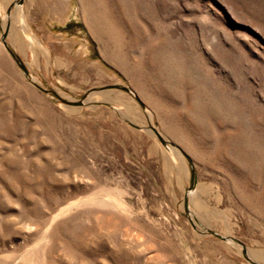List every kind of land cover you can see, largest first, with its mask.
<instances>
[{"label":"rangeland","instance_id":"rangeland-1","mask_svg":"<svg viewBox=\"0 0 264 264\" xmlns=\"http://www.w3.org/2000/svg\"><path fill=\"white\" fill-rule=\"evenodd\" d=\"M0 264H264V0H0Z\"/></svg>","mask_w":264,"mask_h":264},{"label":"water","instance_id":"water-1","mask_svg":"<svg viewBox=\"0 0 264 264\" xmlns=\"http://www.w3.org/2000/svg\"><path fill=\"white\" fill-rule=\"evenodd\" d=\"M12 55H13V57L16 59V61L18 62V63H20V60L16 57V55L14 54V53H12ZM21 66L23 67V68H25L22 64H21ZM158 136L160 137V139L162 140V142L164 143L165 142V140L160 136V134L158 133ZM194 170L192 169L191 170V184H190V187L191 188H193V186H194V182H195V176H194Z\"/></svg>","mask_w":264,"mask_h":264},{"label":"bare ground","instance_id":"bare-ground-1","mask_svg":"<svg viewBox=\"0 0 264 264\" xmlns=\"http://www.w3.org/2000/svg\"><path fill=\"white\" fill-rule=\"evenodd\" d=\"M22 23H23V22H22ZM22 25H23V27L25 28V24L23 23Z\"/></svg>","mask_w":264,"mask_h":264}]
</instances>
